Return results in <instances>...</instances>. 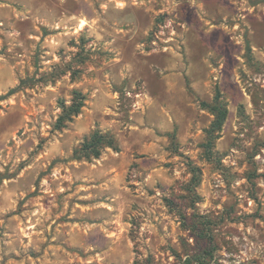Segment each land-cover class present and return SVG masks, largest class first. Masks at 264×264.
I'll list each match as a JSON object with an SVG mask.
<instances>
[{
    "label": "clouds",
    "instance_id": "9594fccd",
    "mask_svg": "<svg viewBox=\"0 0 264 264\" xmlns=\"http://www.w3.org/2000/svg\"><path fill=\"white\" fill-rule=\"evenodd\" d=\"M251 153L264 0H0V264H264Z\"/></svg>",
    "mask_w": 264,
    "mask_h": 264
},
{
    "label": "rangeland",
    "instance_id": "374dc122",
    "mask_svg": "<svg viewBox=\"0 0 264 264\" xmlns=\"http://www.w3.org/2000/svg\"><path fill=\"white\" fill-rule=\"evenodd\" d=\"M82 43H83V41H82ZM249 51H251V50H249ZM250 58H251V57H250ZM257 70H259V69H257ZM242 95H243V93H242ZM245 98H246V97H245ZM242 107H243V106H242ZM225 110H226V109H225ZM226 112H227V110H226ZM227 115H228V113H227ZM207 119H211V116L207 117ZM226 120H227V117H226ZM226 120H225V122H226ZM224 127H225V123H224V125H223V127H222V129H221L220 132H222V131L224 130ZM254 155H255V153H251V154L249 155V157H248V159H249V163H250V165H251V168H250V170L246 173L249 182L252 184L253 189L256 188V184L254 183V181H256L260 176H264V173H260V172L257 170V163H258V162H256V161L254 160V158H253ZM237 175H239V173H237ZM203 177H204V173L201 171L200 182H199V185H200V186H203V184H204V179H203Z\"/></svg>",
    "mask_w": 264,
    "mask_h": 264
},
{
    "label": "trees",
    "instance_id": "16d2710c",
    "mask_svg": "<svg viewBox=\"0 0 264 264\" xmlns=\"http://www.w3.org/2000/svg\"><path fill=\"white\" fill-rule=\"evenodd\" d=\"M218 95H219V93H218ZM214 111H216L218 115H217V119L212 124V128L216 131H221V129L225 123L226 117H227V112L225 109L221 110L219 108H214ZM209 135L211 136L212 133H210ZM203 146L209 150L208 154L211 157V155H212L211 149L214 146L212 140L210 139L209 142ZM85 147H87V145H85ZM200 175H201V173H200ZM196 179H197V182L199 183L200 182V176Z\"/></svg>",
    "mask_w": 264,
    "mask_h": 264
}]
</instances>
